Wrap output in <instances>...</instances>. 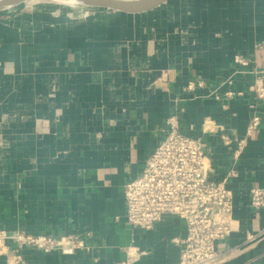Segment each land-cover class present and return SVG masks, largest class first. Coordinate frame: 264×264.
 <instances>
[{
  "label": "crops",
  "instance_id": "crops-1",
  "mask_svg": "<svg viewBox=\"0 0 264 264\" xmlns=\"http://www.w3.org/2000/svg\"><path fill=\"white\" fill-rule=\"evenodd\" d=\"M19 12L0 16V228L84 242L72 254L27 248L25 264H179L184 220L135 228L124 197L175 113L233 191L217 264H264V207L250 200L264 187V97L250 90L264 68V0Z\"/></svg>",
  "mask_w": 264,
  "mask_h": 264
},
{
  "label": "built area",
  "instance_id": "built-area-1",
  "mask_svg": "<svg viewBox=\"0 0 264 264\" xmlns=\"http://www.w3.org/2000/svg\"><path fill=\"white\" fill-rule=\"evenodd\" d=\"M235 62L250 64L242 54L235 56ZM253 72L257 77L250 90L263 98L264 68ZM196 84L203 85L201 81L189 82L187 88ZM258 124L259 117H254L249 130ZM163 132L165 136L147 158L141 174L124 185L126 219L135 228L148 230L164 215H178L186 228L182 239H174L181 245L179 264H217L222 253L216 242L235 229L233 191L226 180L212 179L214 171L205 143L182 128L178 113L167 118ZM250 196L253 207H264V187H252ZM83 246V240L75 236L62 238L0 228V258L5 257L7 264H25L27 248L72 254Z\"/></svg>",
  "mask_w": 264,
  "mask_h": 264
},
{
  "label": "bare ground",
  "instance_id": "bare-ground-1",
  "mask_svg": "<svg viewBox=\"0 0 264 264\" xmlns=\"http://www.w3.org/2000/svg\"><path fill=\"white\" fill-rule=\"evenodd\" d=\"M12 0H0V3H5V2H10ZM24 1L26 0H21L15 4L12 5H7V6H3L1 8H7V7H15L17 5H20L22 3H24ZM38 0H28L27 2H35ZM104 1H124V0H104ZM130 2H133L131 4L127 5V8L130 10H135L136 8H138V4L135 3V1L133 0H129ZM156 0H147V3H153ZM42 2L48 4V5H52L55 3H61L63 5H65V7L67 8V13H68V18H84L87 14H89L93 8L94 5L93 3H91L89 0H42ZM52 15V14H51Z\"/></svg>",
  "mask_w": 264,
  "mask_h": 264
},
{
  "label": "rangeland",
  "instance_id": "rangeland-1",
  "mask_svg": "<svg viewBox=\"0 0 264 264\" xmlns=\"http://www.w3.org/2000/svg\"><path fill=\"white\" fill-rule=\"evenodd\" d=\"M27 1L28 0L24 1V3H22L20 5H17L15 7H10L8 9H0V12H1L0 16L1 17H6V14H8V13L14 16V12L17 13V11L18 12L21 11L19 13H25L26 10H30V9L36 10V8L39 7L41 9L48 10L50 12V14H52V17L55 18L56 20L72 19V18H68L67 8L65 7V5H63L61 3L57 2L55 4L48 5V4L44 3V2H42V0H38V1H35V2H27ZM96 8L97 9L98 8L102 9L103 7L94 6L93 9H96ZM30 14H32V13H30ZM16 15H18V14H16Z\"/></svg>",
  "mask_w": 264,
  "mask_h": 264
},
{
  "label": "water",
  "instance_id": "water-1",
  "mask_svg": "<svg viewBox=\"0 0 264 264\" xmlns=\"http://www.w3.org/2000/svg\"><path fill=\"white\" fill-rule=\"evenodd\" d=\"M19 1L21 0H12L10 2L0 3V8L3 6L15 4ZM89 1L93 3V5L96 7H104V8L119 9V10H130L127 8V5L133 3L130 2L129 0L116 1V2L104 1V0H89ZM133 1H135V3L139 5L138 8L132 10V11H136V10H144V9L152 8L154 6H157L164 0H156L153 3H147V0H133Z\"/></svg>",
  "mask_w": 264,
  "mask_h": 264
}]
</instances>
